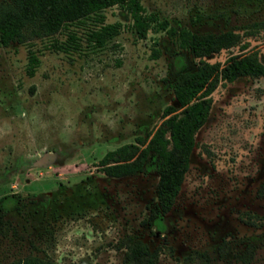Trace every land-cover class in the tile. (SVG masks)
Instances as JSON below:
<instances>
[{
	"label": "rangeland",
	"instance_id": "rangeland-1",
	"mask_svg": "<svg viewBox=\"0 0 264 264\" xmlns=\"http://www.w3.org/2000/svg\"><path fill=\"white\" fill-rule=\"evenodd\" d=\"M145 13L192 32L232 30L264 61V0H139ZM101 18L99 19V17ZM119 23L102 47L90 29ZM73 36L72 39L69 36ZM159 56L152 57V50ZM239 44L206 60L223 63ZM38 64L25 73L28 54ZM196 59L163 32L137 39L118 6L48 37L0 46V197L33 196L0 231V264H121L117 244L133 234L155 264H264V77L219 84L194 135L174 204L160 230L148 224L154 171L109 178L96 166L108 150L149 134L174 104L169 83L177 58ZM152 232H155L154 235ZM30 242V243H29Z\"/></svg>",
	"mask_w": 264,
	"mask_h": 264
},
{
	"label": "trees",
	"instance_id": "trees-1",
	"mask_svg": "<svg viewBox=\"0 0 264 264\" xmlns=\"http://www.w3.org/2000/svg\"><path fill=\"white\" fill-rule=\"evenodd\" d=\"M118 6L130 19L137 39H145L148 31L163 32L175 46L196 59L193 69L184 63V55L177 58L173 80L169 83L173 105H166L158 125L147 135L137 136L132 143L106 151L96 166L103 175L113 178L154 171V206L149 208L148 224L160 230L162 217L169 212L180 190L195 145L194 135L206 122L211 108V93L221 83L239 78L264 77V61L256 51L243 53L240 35L232 30L218 33L192 32L169 25L145 13L139 0H0V46L23 43L29 38L52 36L63 26L76 23L103 9ZM101 16L99 17V19ZM251 29L264 28V22L253 23ZM119 32V23L100 24L88 31L94 47H102ZM70 39L73 36H69ZM239 44V52L228 56L223 63L206 59ZM159 51L152 50V57ZM38 58L28 54L25 73L34 74ZM264 200V181L257 190ZM33 196L7 194L0 197V231L13 229L8 215H23L34 203ZM153 235L155 232H152ZM30 243V242H29ZM123 249L121 264H155L157 248H150L137 236L127 234L118 241ZM36 257H23L5 264H40Z\"/></svg>",
	"mask_w": 264,
	"mask_h": 264
},
{
	"label": "flooded vegetation",
	"instance_id": "flooded-vegetation-1",
	"mask_svg": "<svg viewBox=\"0 0 264 264\" xmlns=\"http://www.w3.org/2000/svg\"><path fill=\"white\" fill-rule=\"evenodd\" d=\"M136 174H138V173H136ZM136 174H134V175H136ZM130 176H133V175H130ZM106 177H108V176H106ZM124 177H129V176H124ZM109 178H113V177H109ZM118 178H120V177H118Z\"/></svg>",
	"mask_w": 264,
	"mask_h": 264
}]
</instances>
